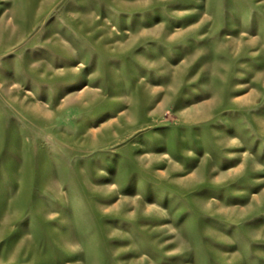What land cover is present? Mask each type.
I'll return each mask as SVG.
<instances>
[{
	"label": "rangeland",
	"instance_id": "obj_1",
	"mask_svg": "<svg viewBox=\"0 0 264 264\" xmlns=\"http://www.w3.org/2000/svg\"><path fill=\"white\" fill-rule=\"evenodd\" d=\"M0 264H264V0H0Z\"/></svg>",
	"mask_w": 264,
	"mask_h": 264
},
{
	"label": "bare ground",
	"instance_id": "obj_2",
	"mask_svg": "<svg viewBox=\"0 0 264 264\" xmlns=\"http://www.w3.org/2000/svg\"><path fill=\"white\" fill-rule=\"evenodd\" d=\"M243 38H245V35H242L241 37H240V39H236V40H238V43L241 41V42H243ZM190 126V125H189ZM184 145H185V142L183 143ZM209 144H212L210 141H209Z\"/></svg>",
	"mask_w": 264,
	"mask_h": 264
}]
</instances>
